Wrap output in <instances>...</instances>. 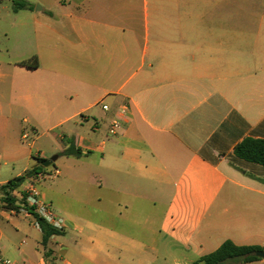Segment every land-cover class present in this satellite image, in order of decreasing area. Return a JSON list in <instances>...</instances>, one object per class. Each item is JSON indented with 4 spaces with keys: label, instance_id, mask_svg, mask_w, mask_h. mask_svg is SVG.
<instances>
[{
    "label": "crops",
    "instance_id": "crops-1",
    "mask_svg": "<svg viewBox=\"0 0 264 264\" xmlns=\"http://www.w3.org/2000/svg\"><path fill=\"white\" fill-rule=\"evenodd\" d=\"M25 1L0 0V185L36 153L57 155L36 182L53 178L38 190L63 229L43 247L33 217L0 200V264H190L225 241L264 248V166L233 155L264 140V0ZM69 146L80 156H58Z\"/></svg>",
    "mask_w": 264,
    "mask_h": 264
},
{
    "label": "trees",
    "instance_id": "trees-1",
    "mask_svg": "<svg viewBox=\"0 0 264 264\" xmlns=\"http://www.w3.org/2000/svg\"><path fill=\"white\" fill-rule=\"evenodd\" d=\"M30 8L31 6L25 0H11V9L13 12ZM23 64L32 68V66H29L27 63ZM233 155L244 161L264 166V140L246 137L235 145L233 148ZM58 156L78 157L80 156V152L69 146ZM43 161L44 159L42 158L36 159L35 165L29 168L22 176L13 178L5 184L0 185V200L3 203L4 209L10 210L18 207V201L12 195V192L16 190L25 179L33 178L38 173L43 172L46 169L41 166V162ZM32 217L37 223L41 233L40 243L43 247L46 246L51 236L61 234V231L51 228L44 221L37 218L35 214H32ZM257 251H264V248L257 246H236L230 241H225L215 251L201 256L190 264H245L259 259L255 256V252Z\"/></svg>",
    "mask_w": 264,
    "mask_h": 264
},
{
    "label": "built area",
    "instance_id": "built-area-1",
    "mask_svg": "<svg viewBox=\"0 0 264 264\" xmlns=\"http://www.w3.org/2000/svg\"><path fill=\"white\" fill-rule=\"evenodd\" d=\"M102 110L108 111L109 108L107 105H101ZM127 114V106L125 104L119 106L113 117L111 118L109 125L107 127V135L114 137L119 134L121 129V123ZM29 135L27 132L21 134V140L28 139ZM35 157L39 158V153L35 154ZM57 173V172H55ZM41 178V174L38 173L35 177L29 178V182L24 187L22 195L19 200H17L18 207L16 209L7 210L12 214H21L26 216H31L35 214L37 218L44 221L51 228L62 231L63 229V220L57 216L50 205L43 201L40 196V192L37 187V180ZM37 225V223L35 222ZM38 227V226H37Z\"/></svg>",
    "mask_w": 264,
    "mask_h": 264
},
{
    "label": "rangeland",
    "instance_id": "rangeland-1",
    "mask_svg": "<svg viewBox=\"0 0 264 264\" xmlns=\"http://www.w3.org/2000/svg\"><path fill=\"white\" fill-rule=\"evenodd\" d=\"M29 3H32V2H35L34 0H27ZM6 3H11V0H6ZM255 7H259V5L258 4H255L254 5ZM25 132H27L28 133V135H29V137H28V139H26V140H21L20 139V142H22V143H24V144H26V145H30L31 144V141H32V138H33V134L31 133V131L30 130H26ZM36 146H40V148H44L45 146L47 147L48 145H44V143H42V140H40V141H37L36 142ZM45 147V148H46ZM53 156V155H52ZM58 165H60L59 163H58ZM54 166V164L53 165H51V166H49L48 168H52ZM52 181H53V178H50V180H45V181H39V183L37 184L38 185V189H40L41 190V192H46L47 194H48V187L50 186L52 189H53V185L51 184L52 183ZM40 184V185H39ZM52 209H53V207H51ZM54 210V209H53ZM55 212V211H54Z\"/></svg>",
    "mask_w": 264,
    "mask_h": 264
},
{
    "label": "water",
    "instance_id": "water-1",
    "mask_svg": "<svg viewBox=\"0 0 264 264\" xmlns=\"http://www.w3.org/2000/svg\"><path fill=\"white\" fill-rule=\"evenodd\" d=\"M57 159V155H53L48 159H45L43 162H41V166L44 168H48L55 162ZM255 256L258 258H264V251H257L255 252Z\"/></svg>",
    "mask_w": 264,
    "mask_h": 264
}]
</instances>
